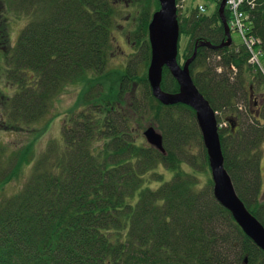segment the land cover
Instances as JSON below:
<instances>
[{"label": "trees", "instance_id": "trees-1", "mask_svg": "<svg viewBox=\"0 0 264 264\" xmlns=\"http://www.w3.org/2000/svg\"><path fill=\"white\" fill-rule=\"evenodd\" d=\"M214 1L212 14L199 16L189 6L181 18L184 8L178 10L180 64L197 44L226 40L222 0ZM127 6L137 17L134 30L123 35L129 33L133 52L110 70ZM0 9L27 18L8 63L0 51V132L20 133L40 123L67 87L81 89L82 104L64 121L62 139L52 140L37 159L33 143L11 156L0 144V189L19 180L24 168L31 171L23 189L0 204V264H264V251L215 199L212 179L199 176L210 168L205 149L199 161L189 153L192 144L203 145L194 110L165 106L153 96L148 33L158 0H0ZM248 11L264 63V0ZM225 15L230 21L227 10ZM249 58L234 43L202 47L190 72L214 112L225 110L234 121L233 132L217 115L225 168L264 226V99L259 114L239 109L241 101L249 106L250 95L253 101L264 96L263 68L249 65ZM161 87L179 91L168 68ZM245 113L255 122L246 128ZM145 122L162 133L165 153L138 139L134 126ZM161 167L171 181H164Z\"/></svg>", "mask_w": 264, "mask_h": 264}, {"label": "water", "instance_id": "water-1", "mask_svg": "<svg viewBox=\"0 0 264 264\" xmlns=\"http://www.w3.org/2000/svg\"><path fill=\"white\" fill-rule=\"evenodd\" d=\"M158 1L160 9L153 15L148 33L151 47L148 81L153 96L165 106L182 104L194 110L208 156L214 197L221 206L232 214L245 235L264 251V226L248 211L235 190L233 181L225 168L217 114L194 84L190 72V66L196 59L199 48L220 50L232 46L231 30L225 15L228 0H222L218 10L226 40L219 46H214L208 42L197 44L193 55L184 65L178 62L180 25L177 0ZM164 68H168L172 77L177 81L178 92L169 93L162 89ZM228 122L232 124V131L234 132L236 129L234 121L228 119ZM144 137L151 147L165 153L163 136L154 127L147 128Z\"/></svg>", "mask_w": 264, "mask_h": 264}, {"label": "rangeland", "instance_id": "rangeland-1", "mask_svg": "<svg viewBox=\"0 0 264 264\" xmlns=\"http://www.w3.org/2000/svg\"><path fill=\"white\" fill-rule=\"evenodd\" d=\"M184 1L186 3L184 6V11L182 13L183 15L182 14L180 15L181 18L185 17L186 13L188 12L187 8L189 6L195 9V7L197 8L199 5H203L206 7V14H212L216 10L217 4H216V1L214 0H184ZM128 7L129 6L124 7L125 12L121 16V19L119 20V23L116 28L117 38L115 41L116 43L114 45L115 55H113V58L110 60V64L108 67L110 70L118 69L119 67H121V64L122 63L124 64L127 61V58L129 57V55L133 52L132 45L129 42V39H130V36L128 35L129 33L125 35V37L123 36L124 34H126L124 33L126 29L133 31L134 28L137 26V21H136L137 17H135L136 16L135 14H134V17L133 15L129 16V13L133 12V9L128 8ZM1 11L3 12V9H0V21H4V22H3V25H0V51L2 50L4 51L5 55L1 54V56L3 57L4 61L8 63L10 53L12 49L16 47L20 34L22 30L24 29L25 25L27 24V18L21 15H18L16 13L8 12V11H6L5 14H2ZM231 37L235 45L244 46L245 41L240 35L234 32H231ZM181 45L182 46L180 49V54L183 57L185 54L184 41H182ZM245 48L248 50L249 57H251L252 59L251 51L249 50L247 46ZM248 61H249L248 62L249 65L254 64L253 67L258 68L259 70L261 67L263 68V72H264V63H263L262 57H259L256 63H251L250 58ZM184 63H185V59H181V64L183 65ZM220 69L221 68H219V70ZM257 88H258V85H255L254 90L256 91ZM0 90L3 91L5 89L3 87V89L1 88ZM80 93H81V89L79 88L74 89L73 87H67L56 98L50 114L40 123H38L35 126L33 125L31 128H28L25 131H22L20 133L0 132V144L5 142L4 144L7 146L8 151H9L7 154L11 156L14 151H17L18 149L23 148L25 145H28V143H33L34 144L32 145L33 152H35L34 158L37 159L46 150V148L48 147V144L52 140H61L62 130L65 124L64 121L67 120L68 115H70L71 112L74 111L73 109L77 108V104L79 103L78 100L80 98ZM256 98L257 99L253 101V95L252 96L250 95V100L248 102L249 106L245 104L246 102L241 101V104L239 105L240 106L239 109L244 112L246 111V109L251 110L252 113L248 111L251 114V116L255 114H259L258 111H259V108L263 104L262 100L264 99V96L262 97L256 96ZM80 105L82 104L79 103L78 107H80ZM1 109L2 108H0V112H1ZM217 115H218V118L222 120V127L223 128H226V126L228 127L227 121L230 118V116L226 114V111L224 110L222 112H217ZM236 116L238 117L239 115H236ZM237 121H241L240 118ZM250 121H251L250 117L248 118L245 113V117L243 121H241L244 124L243 127L246 128L245 125L250 126L251 123H255L253 119H252V122ZM135 127H136V130H138L137 131L138 139L141 140L142 138V140L145 143H147V141L144 137V132L147 130V128L154 127L157 130V132L162 134L160 130H158L157 127L154 124H152V122L151 123H147V122L141 123L140 125H135L134 128ZM243 127L241 126V128ZM202 149H205L204 145H202L201 147L198 145V143H194L191 145L189 149V153L193 154L194 156H198L199 158L198 161H199L200 157L202 158V155H201L203 154ZM261 151H262V154H261V160H260L261 161L260 169H261V174H262L263 187H262V194L260 196L261 197L260 200L262 201L264 200V142L262 143ZM197 169L198 171L203 172V170H201L200 168H197ZM159 171L164 173L165 182L171 181L173 175L170 172L166 171L162 167L160 168ZM30 173L31 171L29 168H24L22 172V176L19 180H14L10 184L0 189V204L7 198H10L16 195L23 189L25 183L28 181ZM199 176H201L202 180L204 181L206 178H208V176L210 179H212L210 170L208 172V175L205 173H200ZM160 185L161 183H151L149 186L151 188H158Z\"/></svg>", "mask_w": 264, "mask_h": 264}, {"label": "built area", "instance_id": "built-area-1", "mask_svg": "<svg viewBox=\"0 0 264 264\" xmlns=\"http://www.w3.org/2000/svg\"><path fill=\"white\" fill-rule=\"evenodd\" d=\"M186 2L184 0H180L178 3V8L183 9ZM257 5V0H228L227 1V10L230 16L229 25L231 31L240 35L245 41L244 47H248L252 53V59L250 57L251 63H256L259 57H262V53L259 49H256L258 45L261 44L259 39L253 37L251 32V25L249 18L245 15L244 10H254ZM197 10L201 12L206 11V7L203 5H199ZM242 44V43H241ZM254 65V64H253ZM232 70H235L232 68ZM222 70L220 69L219 72Z\"/></svg>", "mask_w": 264, "mask_h": 264}, {"label": "bare ground", "instance_id": "bare-ground-1", "mask_svg": "<svg viewBox=\"0 0 264 264\" xmlns=\"http://www.w3.org/2000/svg\"><path fill=\"white\" fill-rule=\"evenodd\" d=\"M197 12H198L199 16L207 15L206 11L205 12H201L200 10H198ZM244 13L249 18L250 22L253 23V15H251L250 12L247 9L244 10ZM233 71H235V70H233Z\"/></svg>", "mask_w": 264, "mask_h": 264}, {"label": "flooded vegetation", "instance_id": "flooded-vegetation-1", "mask_svg": "<svg viewBox=\"0 0 264 264\" xmlns=\"http://www.w3.org/2000/svg\"><path fill=\"white\" fill-rule=\"evenodd\" d=\"M186 62V61H185ZM184 65V64H183Z\"/></svg>", "mask_w": 264, "mask_h": 264}]
</instances>
